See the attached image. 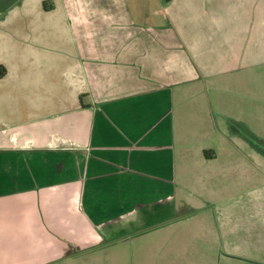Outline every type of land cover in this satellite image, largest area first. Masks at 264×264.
<instances>
[{
  "label": "crops",
  "instance_id": "0c3cea01",
  "mask_svg": "<svg viewBox=\"0 0 264 264\" xmlns=\"http://www.w3.org/2000/svg\"><path fill=\"white\" fill-rule=\"evenodd\" d=\"M163 1L155 22L147 0H0V264L107 242L87 264H264L212 185L264 80V0Z\"/></svg>",
  "mask_w": 264,
  "mask_h": 264
},
{
  "label": "rangeland",
  "instance_id": "374dc122",
  "mask_svg": "<svg viewBox=\"0 0 264 264\" xmlns=\"http://www.w3.org/2000/svg\"><path fill=\"white\" fill-rule=\"evenodd\" d=\"M147 1L150 3L151 10H156L155 14H152L150 10V19L155 22H164V1L160 0L161 5L157 4V0ZM78 28L82 29L81 26ZM71 29H73V27H71ZM76 33L78 37L82 35V32ZM260 81L261 80H259V82ZM261 86H264V80H262L260 84H257V86L249 87L247 94L249 99L248 97L239 101V98L235 99V108L231 111L232 113L234 112L236 117V122L233 123L237 134L231 137L235 149L231 150L230 148V151L227 152L222 142L218 140L212 141V145L218 152L217 162L213 167H215V172H219V175L217 174L218 179L213 180L212 185L214 188H218L219 192L221 191V195H225V199L223 196L222 199H220L217 194H215V196L213 194V198L215 197V201L219 200L218 204L220 207H225L226 209L234 211L235 215H231V220L234 223L236 232L241 233L242 236H244L243 231H249V227L250 231L256 230L255 232H262V234L264 232V87L260 89L259 87ZM223 108L229 113V104L223 105L222 109ZM236 113L238 114L236 115ZM215 185H217V187H215ZM216 189L214 193H217ZM235 194L237 199L236 205L232 207L230 201ZM229 196H231L230 200ZM203 197L205 199L208 198L207 204H203L205 205L203 209H215L216 204H214V199L212 201L208 194L205 196L203 195ZM226 199L229 201H226ZM242 209H246L247 212L250 210L253 221L251 225V220L250 222H244L243 217H239L238 212L235 211ZM189 211L191 213L193 212L192 209ZM196 212L197 210L194 213ZM253 214L257 216L255 217ZM254 217L255 219H253ZM171 219L172 220H168L167 222H173L179 218ZM145 224L147 223L143 221V225ZM243 228L246 229L243 230ZM155 229H157V227L148 226L138 233L125 235V237L129 236L128 239H135L132 243H140V239L143 240V238H147L146 235L153 234L156 231ZM144 242H146V240H143L142 244H144ZM114 244H116V242H114ZM114 244L107 242L100 247L88 246L81 249L73 248L75 253H72V256L75 257V262L71 264H87V261L91 262L90 257L93 251H104L108 248H114L112 247ZM247 248L248 245L246 246V249ZM243 251L249 253L248 250ZM257 254L264 257L259 250ZM106 264H108V262Z\"/></svg>",
  "mask_w": 264,
  "mask_h": 264
},
{
  "label": "trees",
  "instance_id": "16d2710c",
  "mask_svg": "<svg viewBox=\"0 0 264 264\" xmlns=\"http://www.w3.org/2000/svg\"><path fill=\"white\" fill-rule=\"evenodd\" d=\"M51 6V4L48 5V2L47 1H44L43 2V8L45 10L49 9V7ZM5 70L2 66H0V77L4 74Z\"/></svg>",
  "mask_w": 264,
  "mask_h": 264
}]
</instances>
